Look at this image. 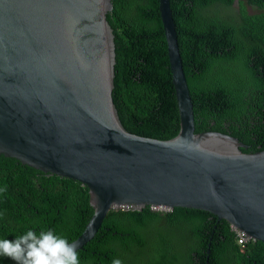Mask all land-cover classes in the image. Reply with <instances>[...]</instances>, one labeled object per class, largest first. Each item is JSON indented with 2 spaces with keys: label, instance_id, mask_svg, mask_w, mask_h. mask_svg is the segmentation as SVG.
<instances>
[{
  "label": "water",
  "instance_id": "water-1",
  "mask_svg": "<svg viewBox=\"0 0 264 264\" xmlns=\"http://www.w3.org/2000/svg\"><path fill=\"white\" fill-rule=\"evenodd\" d=\"M157 9L178 112L165 139L118 118L111 0H0V153L86 186L92 212L68 240L77 249L120 204L204 209L264 243V147L193 131L169 0Z\"/></svg>",
  "mask_w": 264,
  "mask_h": 264
},
{
  "label": "trees",
  "instance_id": "trees-1",
  "mask_svg": "<svg viewBox=\"0 0 264 264\" xmlns=\"http://www.w3.org/2000/svg\"><path fill=\"white\" fill-rule=\"evenodd\" d=\"M157 3L111 0L105 18L118 118L129 132L165 139L178 130V112ZM169 8L193 131L228 133L246 152L263 148L264 0H169ZM91 212L85 185L0 153V239L51 229L70 240ZM77 252L80 264H264L261 240L239 244L224 218L184 206L110 208Z\"/></svg>",
  "mask_w": 264,
  "mask_h": 264
},
{
  "label": "clouds",
  "instance_id": "clouds-1",
  "mask_svg": "<svg viewBox=\"0 0 264 264\" xmlns=\"http://www.w3.org/2000/svg\"><path fill=\"white\" fill-rule=\"evenodd\" d=\"M77 243L53 230H27L14 239H0V257H6L14 264H80ZM112 264H122L113 259Z\"/></svg>",
  "mask_w": 264,
  "mask_h": 264
},
{
  "label": "built area",
  "instance_id": "built-area-1",
  "mask_svg": "<svg viewBox=\"0 0 264 264\" xmlns=\"http://www.w3.org/2000/svg\"><path fill=\"white\" fill-rule=\"evenodd\" d=\"M149 207L152 210H160V211H166L170 209L169 207H166L163 205H149ZM113 208L127 209V208H135V206L132 204H120V205L114 206ZM231 229L234 233L236 242L239 244H242L244 241L250 238L249 236L245 235V233L242 230H239L232 226H231Z\"/></svg>",
  "mask_w": 264,
  "mask_h": 264
},
{
  "label": "rangeland",
  "instance_id": "rangeland-1",
  "mask_svg": "<svg viewBox=\"0 0 264 264\" xmlns=\"http://www.w3.org/2000/svg\"><path fill=\"white\" fill-rule=\"evenodd\" d=\"M234 7H236V4L233 5V8H234ZM234 9H235V8H234ZM248 10H249V9H248ZM156 231L161 232V233H167V232H168V228H167L166 226H164V225H161V226H159V227L156 229ZM8 262H10L9 259L7 260L6 264H8Z\"/></svg>",
  "mask_w": 264,
  "mask_h": 264
},
{
  "label": "flooded vegetation",
  "instance_id": "flooded-vegetation-1",
  "mask_svg": "<svg viewBox=\"0 0 264 264\" xmlns=\"http://www.w3.org/2000/svg\"><path fill=\"white\" fill-rule=\"evenodd\" d=\"M234 4H236V3H234ZM247 9H249V10H255V7H252V6H250V5H246L245 6Z\"/></svg>",
  "mask_w": 264,
  "mask_h": 264
}]
</instances>
